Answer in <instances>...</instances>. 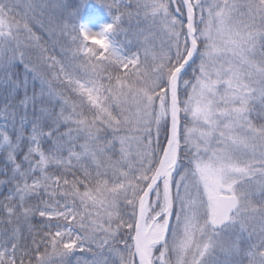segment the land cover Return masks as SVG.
<instances>
[{
	"label": "snow or ice",
	"instance_id": "6c2138e0",
	"mask_svg": "<svg viewBox=\"0 0 264 264\" xmlns=\"http://www.w3.org/2000/svg\"><path fill=\"white\" fill-rule=\"evenodd\" d=\"M0 264H264V0H0Z\"/></svg>",
	"mask_w": 264,
	"mask_h": 264
},
{
	"label": "trees",
	"instance_id": "16d2710c",
	"mask_svg": "<svg viewBox=\"0 0 264 264\" xmlns=\"http://www.w3.org/2000/svg\"><path fill=\"white\" fill-rule=\"evenodd\" d=\"M6 192V189H4L3 187H0V193Z\"/></svg>",
	"mask_w": 264,
	"mask_h": 264
}]
</instances>
